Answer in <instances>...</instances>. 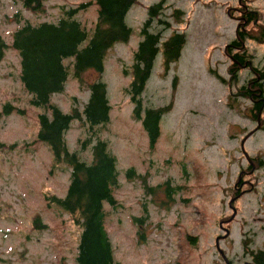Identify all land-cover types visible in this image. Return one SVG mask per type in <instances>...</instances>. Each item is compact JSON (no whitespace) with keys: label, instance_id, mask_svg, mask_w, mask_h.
Returning <instances> with one entry per match:
<instances>
[{"label":"rangeland","instance_id":"obj_1","mask_svg":"<svg viewBox=\"0 0 264 264\" xmlns=\"http://www.w3.org/2000/svg\"><path fill=\"white\" fill-rule=\"evenodd\" d=\"M86 1L93 0H45L40 13L24 9L20 2H0V36L8 45L0 56V264H75L80 228L52 201L65 195L69 166L36 140L37 116L43 111L30 104L19 81L20 57L10 44L25 22H56L63 9ZM158 1L137 0L125 18L131 28L129 40L114 44L104 58L102 79L111 112L99 137L117 158L116 203L104 202L114 261L252 262V253L264 249V105L258 112L254 107L258 98L245 97L238 88L246 85L252 93L259 89L254 79L259 71L264 74V43L247 40L244 45L260 69L257 75L239 70V81L223 84L214 74L228 80L225 46L244 11L258 15L246 27L250 33L264 25V0H163L162 14L172 27L163 31L162 39L176 30L185 33L186 43L167 70L162 53L157 54L143 93L145 107L169 108L151 150L141 123L132 116L126 89L147 8ZM174 9L182 12L181 23L170 18ZM96 10L92 4L78 12L89 33L83 45L93 33ZM64 64L70 68L64 90L51 100L69 112L86 102L87 83L96 74L85 72L79 83L70 59ZM6 104L18 111L5 115ZM86 131L82 122L71 123L64 135L70 151L79 149L76 139ZM80 154L83 160L90 159V150ZM129 168L136 176H127ZM166 180L171 187L179 186L171 196L165 191ZM36 216L45 228L33 227Z\"/></svg>","mask_w":264,"mask_h":264},{"label":"trees","instance_id":"obj_2","mask_svg":"<svg viewBox=\"0 0 264 264\" xmlns=\"http://www.w3.org/2000/svg\"><path fill=\"white\" fill-rule=\"evenodd\" d=\"M20 2L22 7L40 13L44 9L45 0H13ZM1 2V0H0ZM137 0H93L81 2L73 8L63 9V14L56 22L31 24L25 22L16 29L10 44L20 57L19 81L30 95V104L41 107L43 113L38 114L39 129L36 140L46 143L57 160H63L70 167L68 185L63 198L53 197L52 201L74 219L79 229V240L76 242L75 264H117L114 261L113 247L106 229L107 211L104 202L115 205L114 188L117 186V158L110 150L109 144L100 139L110 120L111 106L107 97L106 83L102 80L104 58L107 51L116 43H125L131 36V28L125 18ZM95 4L96 21L93 33L83 45L89 33L83 25L78 13ZM163 0L155 2L147 8V18L140 28L141 40L133 53L131 82L127 87L130 101L133 104L132 116L141 123L146 133L148 146L155 148L161 135V120L168 107H145L143 93L153 69L157 54L162 53V65L165 70L175 63L186 43L184 32L172 30L171 34L162 39L163 31L171 29L172 23L164 17ZM256 11H244L235 28V35L225 46V54L230 59L228 80L216 75L222 83L229 84L239 81V70H260L254 65L252 55L245 49V42L253 40L264 43V25H260L255 33L246 30L248 24L257 18ZM170 18L176 23L182 22V12L174 9ZM8 45L0 36V56ZM70 59L74 77L79 83L84 82L85 72L92 70L96 77L87 83L89 96L81 107L74 105L69 112H63L52 102L51 96L61 93L69 73V65L64 64ZM125 73H127L125 71ZM260 77L258 82L256 78ZM254 79L259 89L252 93L246 85L238 88L245 97L258 100L254 105L259 112L264 105V74ZM17 108L6 104L4 114L7 115ZM21 112V111H20ZM78 120L83 123L86 135L78 137L80 146L70 149L65 140V133L70 124ZM1 145V143H0ZM90 150V163L81 158V151ZM127 176H136L134 168H129ZM166 192L173 194L179 186L171 187L165 181ZM152 190L154 187H148ZM142 218H135L140 221ZM35 229L46 227L39 216L33 218ZM194 239V237L192 238ZM255 264H264V249L252 253Z\"/></svg>","mask_w":264,"mask_h":264},{"label":"water","instance_id":"obj_3","mask_svg":"<svg viewBox=\"0 0 264 264\" xmlns=\"http://www.w3.org/2000/svg\"><path fill=\"white\" fill-rule=\"evenodd\" d=\"M247 264H252V263H247Z\"/></svg>","mask_w":264,"mask_h":264}]
</instances>
